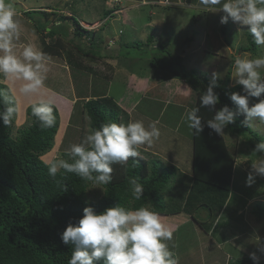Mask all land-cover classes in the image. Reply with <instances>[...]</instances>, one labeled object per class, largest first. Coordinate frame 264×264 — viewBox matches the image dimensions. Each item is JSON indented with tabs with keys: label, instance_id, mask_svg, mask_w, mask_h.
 <instances>
[{
	"label": "rangeland",
	"instance_id": "374dc122",
	"mask_svg": "<svg viewBox=\"0 0 264 264\" xmlns=\"http://www.w3.org/2000/svg\"><path fill=\"white\" fill-rule=\"evenodd\" d=\"M161 1L13 0L17 10L22 11L20 15L22 33L20 40L17 41L21 48L16 51L19 54L23 46L25 47L22 42L27 36L32 39V42L28 41L29 43L41 49L37 33L35 36L30 35L34 32L32 20L24 19L26 17L23 11L39 9L57 12V15L47 20L49 26H52L56 20H58L57 24H60L58 16L61 14L69 16L72 12L78 20L94 22L84 24L80 21L83 29H77L78 36L74 35L76 25L71 19L62 20V25L59 27V29L65 27L70 34L65 40L66 47L61 59L67 61V56L73 53L75 59L73 62L89 66L94 72L82 71L87 78L79 79L73 72L72 81L69 80L71 72L70 77H67L69 72L62 71L65 63L61 62L59 68L48 71L45 82L61 91H67L75 85L77 94L84 99L110 97L121 108L131 109L135 114L140 109L148 107L149 102L155 103L150 106L149 120L143 122L145 126L155 122L161 135L153 145L142 146L141 155L145 158L156 157L167 165L174 164L181 172L191 175L193 130L188 128L184 117L186 112L192 109V103L196 102L197 94L196 90L188 86L184 80L165 69L164 66H167L170 59L166 54L167 51L175 56L182 55L187 69L196 71L199 77L202 73L200 78L207 77L210 79L209 82L213 79V72L221 73L222 78H218V81L223 80L219 83L225 85L227 74L230 70L231 73L234 71L233 61L238 56H264V46L252 45L255 42L248 32V26L242 27L231 19L227 24H221L220 18L225 15L222 10L207 11L200 5L199 0H168V3ZM110 9L115 12L105 18L104 12ZM38 17L34 15V18ZM149 37L152 38L150 43ZM162 44H167V51L162 50ZM154 56L160 58L161 66L158 69H154L151 64ZM111 57L115 63L110 61ZM67 65L77 71L68 62ZM130 74L146 79V91L137 89L138 82L132 83ZM230 76L231 81L228 86L237 84L236 79ZM235 92L244 94L243 88ZM22 96L19 94L20 99ZM260 99H264V96L250 98V106ZM82 103L83 100L78 106ZM79 108L77 111L80 110V114L74 117L77 118L79 128L73 127L59 151L54 152L52 149L43 155L44 160L64 159L62 156L64 151L71 144L79 143L86 129L91 127L90 118L87 114H82ZM123 121L128 122L126 119ZM29 123L27 113L21 121L16 118L12 125V134L17 135L18 130ZM254 124V133L257 132L260 138H256L254 134L231 135L224 130L229 149L236 156L238 168L236 180L231 188L229 210L219 216L220 225L217 223L214 226L212 230L214 235L210 234L209 237L207 235L209 232L205 233V229L199 226L175 230L173 223L168 224L174 230L173 241L170 243L175 244L172 250L179 264H233L243 257H251L252 253H256L259 261L264 263V217L258 218L253 212L257 202H264V177L256 176L251 186L246 183L248 173L252 171V163L264 159L262 157L264 153L253 152L255 145L264 140V124L258 121ZM60 137L61 134L58 133L56 140L59 141ZM180 171L165 187L166 191L169 190V192L164 191L166 200L174 199L177 192L184 191L183 183L177 182L178 178L185 180ZM93 187L90 185L86 199L96 201L103 193V186ZM180 214L182 218L187 216L185 213ZM161 216H165V222H168L167 215ZM175 216L172 217L173 222L181 218ZM203 219L205 221L201 222H206L207 218ZM199 220L202 218L199 217ZM221 234L223 237L220 238ZM251 236L254 238L252 239ZM255 238L259 239V242Z\"/></svg>",
	"mask_w": 264,
	"mask_h": 264
},
{
	"label": "trees",
	"instance_id": "16d2710c",
	"mask_svg": "<svg viewBox=\"0 0 264 264\" xmlns=\"http://www.w3.org/2000/svg\"><path fill=\"white\" fill-rule=\"evenodd\" d=\"M113 12L115 11L112 9L106 10L105 18ZM23 13L26 17L24 19L32 20L34 32L40 39L41 50L50 57L63 56L65 40L70 36L65 27L59 29L63 21L71 19L75 23L74 35L78 36L77 29H83L81 20L75 18L73 12L69 16L61 14L58 16L61 23L57 24L56 20L52 26L47 24V20L57 15L55 11L33 9ZM34 15L39 17L34 18ZM151 41L152 38L149 37L148 42ZM252 45L255 46V43ZM161 47L163 51H167V44H162ZM166 54L170 59L167 66H164L165 69L196 90L197 98L192 103V108L199 107L200 97L206 91L210 79L200 78L202 73L199 77L196 71L188 70L182 55L175 56L169 51ZM67 58L70 66L79 67V63L73 62V53ZM151 64L154 69H158L161 66L160 58L154 56ZM230 75L231 70L226 76L225 85L219 83L223 80L218 81L219 86L215 90L220 95V103L216 105V110L225 104L233 109L236 107L230 96L243 86L238 83L228 86ZM7 86L0 82V88ZM31 105L26 111L30 123L20 128L17 135L12 134L13 126H5L0 121V264H68L73 249L71 245L62 242L61 233L70 223L78 224L84 208L89 205L97 212L121 204L132 209L150 206L152 210L167 216L185 213L205 231L212 228L223 209L227 208L238 167L236 156L230 151L225 135H218L207 126L206 122L214 117V111L200 108L199 115L205 126L198 136L193 133L191 175H186L176 165H167L156 157L130 158L126 165H113V181L109 185H103V193L97 197L99 199L91 201L86 199L91 184L82 181L75 174L69 173L64 178L63 182L68 185L66 192L58 188L49 177L42 157L55 146L60 126L59 109L54 106L56 126L41 130L31 115ZM83 107L90 118L91 128H98L110 120L119 122L121 119H129L128 112L110 97L90 98L84 102ZM225 130L231 135L254 134L256 138H260L253 128L244 124L241 114ZM62 156L64 159L68 158L65 153ZM178 171L185 177V180L177 179L178 183H183L184 191L177 192L174 199L166 200L165 187ZM132 177L138 178L144 186V196L139 201L133 200L128 190V180ZM253 212L258 218H263L264 202H257ZM203 218H207L206 222H201L205 221ZM233 264L257 262L247 256ZM258 264L264 263L258 261Z\"/></svg>",
	"mask_w": 264,
	"mask_h": 264
},
{
	"label": "clouds",
	"instance_id": "9594fccd",
	"mask_svg": "<svg viewBox=\"0 0 264 264\" xmlns=\"http://www.w3.org/2000/svg\"><path fill=\"white\" fill-rule=\"evenodd\" d=\"M199 3L210 12L222 10L225 15L220 18L221 24L231 19L242 27L248 26L255 44L264 46V0H199ZM20 15L13 0H0V76L21 82L18 90L11 84L0 88V121L10 127L20 113L18 93L23 96L40 93L51 59L31 43L17 53L16 42L22 33ZM233 64L231 75L243 86L244 94L231 93L235 109L225 104L216 110L220 95L215 89L222 74L213 72V79L200 97V106L187 111L184 117L194 135L198 136L205 126L199 115L201 107L214 111V117L206 123L221 136L228 125L235 123L238 114L244 116V124L249 128H254L257 121L264 124V99L250 106V98L264 96V56H238ZM54 106L53 99H39L31 105V115L41 130L56 126ZM160 135L155 122L145 126L139 120L127 123L122 119L110 120L98 128H87L80 142L66 150L67 159L42 160V163L63 192L68 190L63 180L69 173L94 187L109 185L114 179V164L126 165L130 158H143L142 146L153 145ZM253 152L264 153V140L255 145ZM251 168L246 179L248 186L255 182L256 176L264 177V159L252 163ZM128 186L132 199L141 200L145 190L140 180L132 177ZM83 213L78 224L70 223L61 233L62 242L73 249L68 264H100L101 261L103 264H179L172 250L175 244L170 243L174 230L150 206L132 209L117 204L97 212L89 205ZM251 258L258 264L256 253Z\"/></svg>",
	"mask_w": 264,
	"mask_h": 264
},
{
	"label": "crops",
	"instance_id": "0c3cea01",
	"mask_svg": "<svg viewBox=\"0 0 264 264\" xmlns=\"http://www.w3.org/2000/svg\"><path fill=\"white\" fill-rule=\"evenodd\" d=\"M126 8L129 9V7H126ZM126 8H124V9H126ZM18 12L20 14L22 13V11H18ZM82 22L84 24H92V23H94V22L89 23V22H84V21H82ZM30 35H34L35 36V33L33 32ZM29 37L27 36L26 40L22 42V45L26 46V45L29 44V42L32 40L31 37L30 38ZM20 48H21V46L18 45V43H17L16 50H19ZM50 58L51 59L48 62L49 71L51 72V71H54L57 67L59 68V64L61 62H63V63H65V67H64V69L62 71L67 70L69 72L67 77H70V72H71V77H70L69 80H72V81H73V75H74L73 72H75V75L77 76L78 79L80 77L87 78V76L83 74L84 71H92V72H94V70L91 69L89 66L87 67V66H84V65H79V67H75L77 69V71H76V70L70 68L67 65V61L61 59V57L55 56V57H50ZM112 60H114L113 57L110 58V61H112ZM113 62L114 61H112V63ZM78 70H80V71H78ZM106 76L108 77V75H106ZM64 77H66V75ZM130 78H131L132 83H137L138 82V86L139 87H137V89H139L140 91H142L144 89V91H146V87H147V82L145 81L146 79H144L143 77L137 78L133 74H130ZM74 79H75V77H74ZM0 82L5 83L7 85L11 84L12 87L16 88L17 90L21 86V82H12V81H9V80L5 79L3 76H0ZM147 92H149V91H147ZM36 95H42V97L38 98V97H36ZM18 99H19V102H20V113H19L17 119L19 118L20 121H21V119H24L26 117V110H27V108H28V106L30 104L37 102L39 99H53L54 100L55 105L58 107L59 114H60V126H59V130H58L57 134L58 133L61 134V137H60L61 139L59 141H57L56 138H55V146L53 148L54 152L55 151L58 152L59 149L64 145V139L66 140V137H68V133L73 129V127L76 128V129L79 128V124H78L77 118L74 119V117H75L76 114H78V113L80 114V110H79V112L77 111L78 107H80L79 109H81V113L86 115V112L84 110L83 104H84V102L86 100H88V97H86L85 99L83 97H79V95L77 94L75 85H73V87L71 86V89H68L67 91H61V90L57 89V87H52L51 85H49V84H47L45 82V85H44L43 89H41L40 93L32 95V96H22V99L19 98V94H18ZM82 100H83V103L81 104V106H78V104ZM154 104L149 102V104H148L149 108L148 107H144V109H140L139 111H137L136 114H135V111L132 112L131 109H129V110L127 109L128 111L125 109L128 112V116H129L128 121L129 120H132V121H136V120L146 121V120H149V111L151 109L150 106H153ZM65 152H66V150L64 151V153ZM232 203H233V200H232ZM230 204H231V202L229 203V205ZM228 210H229V206H227L226 209H223V211L221 212L220 215H223ZM186 215L187 216H185V217L183 216V218L181 217V214L180 215H176V216L175 215L167 216V221L168 222H165L166 221L165 220V216H161V217L163 218V220H164V222L166 224H172L173 223L172 225H175V228H174L175 230H180V229H185V228L192 229V228H194L196 226L197 227L199 226V224L191 216H189L188 214H186ZM173 216L181 217V218H178L176 220V222L179 223L178 225L175 224L176 222H173V218H172ZM217 223H218V219H217V221H215V223L212 226V228L209 231L205 232V233L209 232L207 234L209 237H210V234H212V230H213L214 226ZM218 225H220V224L218 223ZM241 232H243V231H241ZM255 233H253V234L256 236L257 234H255ZM212 235H214V233ZM219 237L221 238V237H223V235L221 234ZM251 238L253 239L254 237L251 236ZM255 240L259 242V239L255 238Z\"/></svg>",
	"mask_w": 264,
	"mask_h": 264
},
{
	"label": "built area",
	"instance_id": "2783aa9c",
	"mask_svg": "<svg viewBox=\"0 0 264 264\" xmlns=\"http://www.w3.org/2000/svg\"><path fill=\"white\" fill-rule=\"evenodd\" d=\"M161 2L162 3H168V0H162Z\"/></svg>",
	"mask_w": 264,
	"mask_h": 264
}]
</instances>
